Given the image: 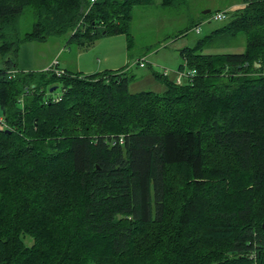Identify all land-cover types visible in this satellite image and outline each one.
Returning <instances> with one entry per match:
<instances>
[{
  "label": "trees",
  "instance_id": "trees-1",
  "mask_svg": "<svg viewBox=\"0 0 264 264\" xmlns=\"http://www.w3.org/2000/svg\"><path fill=\"white\" fill-rule=\"evenodd\" d=\"M154 3L0 0V264H264V0L179 50L191 78L151 70L162 92L19 69L21 43L131 36ZM240 33V53L205 51Z\"/></svg>",
  "mask_w": 264,
  "mask_h": 264
},
{
  "label": "rangeland",
  "instance_id": "rangeland-1",
  "mask_svg": "<svg viewBox=\"0 0 264 264\" xmlns=\"http://www.w3.org/2000/svg\"><path fill=\"white\" fill-rule=\"evenodd\" d=\"M242 2L243 0H182L180 3L162 6L160 0H155L152 5L133 8L129 25L131 36L125 33L99 34L84 47L75 45L76 41L69 42L67 36L51 38L42 43L27 41L20 46L22 44L29 46L32 55L37 56L39 64L42 65L55 56V46L61 42L62 52L58 53L55 59L61 61L57 66L62 70L66 69L64 63H69L79 65L80 71L86 75L124 71L134 75L128 84L132 92L142 90L162 92L164 86L161 83L154 85L149 80L150 74H153L151 68L155 70L160 66L170 72V76H174L183 64V59L179 55L180 49L185 46H195L198 39L210 35L214 29L229 22L228 17L224 20H216L211 18V15L216 11L228 12ZM205 10L210 12L204 14ZM19 19L20 32L29 31L34 21L31 10L26 9ZM197 24L201 31L196 33L193 27ZM81 39L88 41L87 36ZM245 45L243 33L236 37L226 34L216 37L205 51L240 53L245 49ZM142 56L147 58V65L140 68L135 64ZM185 70L189 69L185 67ZM61 92V84H58L51 95L56 97ZM31 242L27 237L26 243L30 245Z\"/></svg>",
  "mask_w": 264,
  "mask_h": 264
},
{
  "label": "crops",
  "instance_id": "crops-1",
  "mask_svg": "<svg viewBox=\"0 0 264 264\" xmlns=\"http://www.w3.org/2000/svg\"><path fill=\"white\" fill-rule=\"evenodd\" d=\"M26 46H27L26 44H24V45L22 44L21 46H19L20 50H19V53H18V61H17L19 69H21L23 71H28V70L42 71V69H45L46 67L50 66L53 63V61L55 60V57L58 55V53L62 52L61 42H58L57 46H55L56 49L54 50V53H56L55 56L50 58L48 60V62L46 60H44L46 62H45V64H42V65H44V66H42V65L39 64L37 56L34 57L32 55L33 52H31V50L29 49L30 47L29 46L26 47ZM60 63H61V61H59L58 64H60ZM64 64H65V67H66V69H64L65 71H69V72L73 71V72H77V73H80L82 75H85V74H83L82 71H80V69H79L80 66L79 65H74V64L70 65L69 63H64ZM135 65H138V64L136 63ZM142 67H144V66H142ZM142 67H140V68H142ZM153 69L154 68L152 67L151 70H153ZM149 80H151L152 83H154V85L156 83L160 84V82L158 80H155L153 74L152 75L150 74ZM162 88H163V86H161V89Z\"/></svg>",
  "mask_w": 264,
  "mask_h": 264
},
{
  "label": "built area",
  "instance_id": "built-area-1",
  "mask_svg": "<svg viewBox=\"0 0 264 264\" xmlns=\"http://www.w3.org/2000/svg\"><path fill=\"white\" fill-rule=\"evenodd\" d=\"M227 16H228L227 10L216 11L215 13H213V15H211V18H214L216 20H224ZM193 28L195 29L196 33L201 31L199 24H197ZM58 63H59V61L57 59H55L50 66L45 68V70L53 71L56 75L62 74L63 70H61L60 68L57 67ZM146 63H147V58L144 56H142L141 59L138 60V62H137L138 66H140V67L145 66ZM155 70H158L159 72L163 73L165 76L170 75V72H168L166 69L161 68L160 66H159V68H155ZM195 72L196 71H194L193 69L177 70V72H175V82L180 84L184 81V78H191L195 74ZM3 127H4L3 120L0 119V129H2ZM120 142H122V138H120Z\"/></svg>",
  "mask_w": 264,
  "mask_h": 264
},
{
  "label": "water",
  "instance_id": "water-1",
  "mask_svg": "<svg viewBox=\"0 0 264 264\" xmlns=\"http://www.w3.org/2000/svg\"><path fill=\"white\" fill-rule=\"evenodd\" d=\"M210 12V10H205L203 13L204 14H207V13H209ZM256 65L258 66V63H256ZM56 88H57V86H53V87H50L49 89H50V92H53L54 90H56Z\"/></svg>",
  "mask_w": 264,
  "mask_h": 264
}]
</instances>
